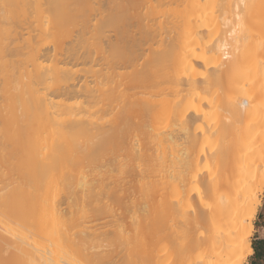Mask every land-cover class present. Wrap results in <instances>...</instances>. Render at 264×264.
Segmentation results:
<instances>
[{"label": "bare ground", "instance_id": "obj_1", "mask_svg": "<svg viewBox=\"0 0 264 264\" xmlns=\"http://www.w3.org/2000/svg\"><path fill=\"white\" fill-rule=\"evenodd\" d=\"M11 1L0 0V22L1 10ZM24 1L35 5L38 15H52V21L82 0ZM112 1L121 12L122 32L107 36L95 50L80 48L72 39L42 47L23 32L14 34L10 47L0 46V54L8 50L27 61L43 57L55 63L35 73L27 69L21 83L30 95L8 93L3 101L8 104L0 100V167L7 169L0 173V198L6 196L0 202V264H147L155 238L165 253L162 264H245L254 252V220L264 194V103L258 100L264 96V65L255 59L264 47V0H146L141 19L137 0ZM166 2L178 5L175 38L206 33L204 41L196 39L197 46L184 47L179 55L174 37L168 38L169 51L175 50L183 63H203L184 79L182 99L175 87L170 135L182 140L179 163L190 162L175 173L164 167L159 148L139 139L135 143L139 134L132 132L135 122L142 126L157 115L150 100L161 92L155 81L164 36L155 20ZM119 41L130 55L120 56ZM62 62L97 68L79 73L58 66ZM1 76L0 87L12 82ZM54 77L65 95L100 104L113 124L122 115L131 119L113 134L95 133L96 140H43V131L57 122L65 132L94 123L86 109L64 105L56 110L52 98L36 94L38 84ZM87 77H94L97 86H90ZM208 80L239 92L212 89ZM195 99L219 100V108L213 113ZM33 137L43 141L28 146ZM204 137L211 143L208 150L195 147ZM73 161H88L92 169L58 174ZM67 211L73 215L67 217ZM102 217H109L111 234L97 231Z\"/></svg>", "mask_w": 264, "mask_h": 264}, {"label": "rangeland", "instance_id": "obj_2", "mask_svg": "<svg viewBox=\"0 0 264 264\" xmlns=\"http://www.w3.org/2000/svg\"><path fill=\"white\" fill-rule=\"evenodd\" d=\"M96 1L100 4H97ZM137 2L139 3L137 11L140 14L138 15V19H141V16L144 17V15L146 14L147 4L146 0H137ZM202 2L207 4L215 3L213 0H202ZM34 6L35 5L25 2L24 0H12L9 4L6 5V7H4V9L1 10L0 46L10 44V42L13 41V37L16 32H23L24 38L29 37L31 35L33 37V40L36 41L42 47L50 46V44H52L55 40H59L63 43L65 42L68 44L72 39V41L74 40L78 42V47L80 46V48L90 50L94 49L97 43L99 44L101 40L105 41L106 38L110 36L115 37V35H119V33L122 32V28L120 27L121 12L114 6L112 0L79 1L76 4H72V10L66 12L63 17L58 20L52 19V21L49 20L52 15H50V17L47 16V12H45L43 15H38V11ZM177 7V2H166L163 3L157 9L156 14L155 22L164 36V40L160 41L162 42L161 49L163 53V59L158 69L159 77L155 81L156 84H158V86L160 87L161 92L159 94H153L150 100V102H152L151 105H154L155 109H158L157 115L154 119H152L151 117L145 119L142 123V126L139 121V123L137 122L138 124H136L135 122L132 129V132L134 134H139L134 137V139L136 138L135 143H138L139 139V141L151 143L150 145L152 147L154 146L155 149L156 147L159 148V151L163 154L164 167L171 173H175L176 170L181 171L184 166L189 165L190 162L188 161L191 160H187L188 163L184 165L181 164V161L179 163V158L177 156L179 154L178 152H180V149H182L183 147L182 140L180 137H171L170 135V133H172V123L170 122V112L173 106L172 100L174 98H177L178 96V92L175 90V87L178 86L181 89V91H179V94L180 98L182 99L184 94L183 89L185 88V84H183L184 79L190 76L191 73H193L194 71L198 70L199 68H202L203 64L202 61H195L194 66L190 65L189 63H183L181 59L178 58V55L184 47L197 46L198 43H195L196 39L204 41L206 38V33L200 32L196 33L195 36H179L175 38L174 24L178 19ZM130 12L134 13L135 10L131 9ZM136 21L137 20H134V22ZM29 32L31 34H29ZM261 35H263L264 39V31L263 33H261ZM136 36L137 38H139L140 33L138 32ZM169 36L174 37L172 41L176 45V52L175 50L173 52L169 51ZM75 38H77V40ZM20 41L22 42L23 39H20ZM119 43V46L121 48L120 56L130 55L131 52L127 50L126 54L124 53L123 46L125 47L126 45L123 43V41H119ZM10 45L8 46L10 47ZM157 45L158 44H156L155 46ZM174 52L178 55L174 56ZM95 55L97 56V54ZM191 55L192 52L190 56ZM48 59L49 58L45 59L42 57L38 58L34 62H31L25 60V58L20 57L18 55L9 54L8 50L6 53L0 54V74H3V76L5 75L9 79H12V82H10L9 85L0 87V100H2V102L5 101V94L6 98H8V93H16L17 96H19V92L23 91L26 97L28 96V94L30 95V93L22 85L21 81L25 82L27 78L28 68H30L32 72L35 73L38 70H44L47 69V67L54 66V61ZM255 59L257 60L258 64L264 65V47L257 51ZM58 66L70 68L73 71L78 70L79 73H86L85 71H88L91 68H97V65H94L92 67L91 63L76 64L74 62L66 64L62 62L59 63ZM176 77L180 78V81L177 80ZM87 82L90 86H97V81L94 77H87ZM81 83H83V81ZM205 84L207 86H211L212 89L214 88L219 91L221 90L231 95H236L237 92H239V90L237 89H228L226 85L217 86V81L215 80H208L205 82ZM37 87L39 89L37 90L38 92H36V94H45L46 96L52 98L53 101H55L56 110H59L64 105H69L74 110L86 109V116L90 115L88 117H91L90 119L94 121V123L88 121L82 128H73L71 130H67L66 132L64 131L65 129H62L64 128V124H62V122H57L54 127L45 129L43 131V140L49 141L52 139H61L65 140V142L70 143H77L80 141L87 140H96L99 137H95V133L102 130L106 132L107 135L113 134L114 130L120 131V129L125 127V125L127 124V120L131 119L126 115H122L120 116L118 124H113V122H111V113L106 112L102 115L100 110V104H98L97 102L89 100L88 98L81 95H65L63 92V83L55 77L48 80L47 83L38 84ZM17 96L16 99L18 102L19 97ZM258 100L259 102L264 103V96H259ZM118 101L120 100L118 99ZM7 102L8 101L3 102V105ZM194 102L196 104H200L206 109H210L213 113L217 112V109L219 108L220 104L219 100L207 101L205 99H202V103H200L199 101H197V99H195ZM180 104L183 108L184 102L182 100ZM180 104L178 105L179 107ZM134 121H137V119ZM98 125L101 127V129ZM242 126L243 124L241 125V128ZM1 129L3 130V128ZM43 140L33 137L32 139H29L26 144H28L29 146L33 145L34 142ZM195 147H201L203 149L208 150L211 147V143L205 137L198 138ZM152 150L153 148L150 151ZM107 158H109V156H107ZM91 169L92 165L88 161H85V163L73 161L71 163H66L64 165V168L58 171V174L61 175L63 172L70 173L79 171H84L85 173L89 174ZM2 172H7L6 167H0V173ZM5 198L6 196L0 198V202L2 200H5ZM262 212H264V194L262 195V204L254 220L255 228L252 236V245L257 226L258 215ZM65 215L69 217L72 216L73 213L71 214L67 211ZM97 225V231L99 233L111 234L114 229L112 227L111 222L109 221V217H102L100 220H98ZM152 243L153 245H151ZM152 243L150 244L147 264H162L165 253L164 250L161 248L160 240L158 238H155L152 240ZM107 245L109 244H107L106 241L104 247L105 249H107ZM250 263L251 262L249 256L245 264Z\"/></svg>", "mask_w": 264, "mask_h": 264}, {"label": "crops", "instance_id": "obj_3", "mask_svg": "<svg viewBox=\"0 0 264 264\" xmlns=\"http://www.w3.org/2000/svg\"><path fill=\"white\" fill-rule=\"evenodd\" d=\"M253 248L254 252L250 255V264L264 263V212L258 215Z\"/></svg>", "mask_w": 264, "mask_h": 264}]
</instances>
